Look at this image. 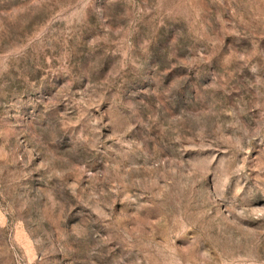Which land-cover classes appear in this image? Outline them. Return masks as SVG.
<instances>
[{"label": "rangeland", "instance_id": "374dc122", "mask_svg": "<svg viewBox=\"0 0 264 264\" xmlns=\"http://www.w3.org/2000/svg\"><path fill=\"white\" fill-rule=\"evenodd\" d=\"M0 264H264V0H0Z\"/></svg>", "mask_w": 264, "mask_h": 264}]
</instances>
